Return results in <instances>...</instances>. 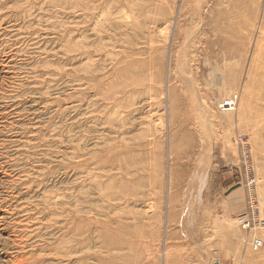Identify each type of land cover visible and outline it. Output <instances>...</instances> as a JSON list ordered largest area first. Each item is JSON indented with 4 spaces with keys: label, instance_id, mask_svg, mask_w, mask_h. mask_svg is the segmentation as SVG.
<instances>
[{
    "label": "rangeland",
    "instance_id": "1",
    "mask_svg": "<svg viewBox=\"0 0 264 264\" xmlns=\"http://www.w3.org/2000/svg\"><path fill=\"white\" fill-rule=\"evenodd\" d=\"M240 136L264 217V0H0V264H264Z\"/></svg>",
    "mask_w": 264,
    "mask_h": 264
},
{
    "label": "built area",
    "instance_id": "2",
    "mask_svg": "<svg viewBox=\"0 0 264 264\" xmlns=\"http://www.w3.org/2000/svg\"><path fill=\"white\" fill-rule=\"evenodd\" d=\"M240 102L239 94H233L219 103V108L224 111H237ZM240 151V163L244 174L241 175L239 185H244L249 191L248 205L245 212L237 219L238 226L244 231L246 249L257 252L264 247V240L257 236L260 229H264V217L258 208L257 179L253 174L252 148L245 136L237 139Z\"/></svg>",
    "mask_w": 264,
    "mask_h": 264
},
{
    "label": "bare ground",
    "instance_id": "3",
    "mask_svg": "<svg viewBox=\"0 0 264 264\" xmlns=\"http://www.w3.org/2000/svg\"><path fill=\"white\" fill-rule=\"evenodd\" d=\"M220 103V102H219ZM219 103H218V108H219ZM220 109V108H219ZM220 110H222V109H220ZM222 111H224V110H222ZM225 112H229V111H225ZM59 257V256H58ZM19 264H26V261H19Z\"/></svg>",
    "mask_w": 264,
    "mask_h": 264
}]
</instances>
